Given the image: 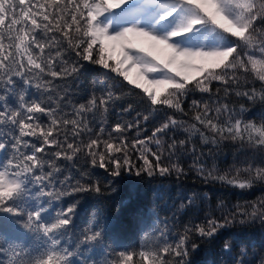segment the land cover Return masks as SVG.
I'll return each instance as SVG.
<instances>
[{
    "label": "snow or ice",
    "instance_id": "obj_1",
    "mask_svg": "<svg viewBox=\"0 0 264 264\" xmlns=\"http://www.w3.org/2000/svg\"><path fill=\"white\" fill-rule=\"evenodd\" d=\"M69 52L78 59L70 60ZM81 62L141 90L151 111L164 107L187 115L189 95L207 94V101L193 100L192 107L194 120L212 135L192 124L186 139L173 135L162 151L161 136L182 126L173 115L145 139L128 142L112 135L138 128V121L115 123L105 135L109 110L120 95L105 78L75 100L68 80L78 90ZM213 82L221 87L213 89ZM32 89L40 95H31ZM221 92L264 108V0H0V264H193L201 243L218 239L213 264H264V251L251 252L250 242L232 239L231 232L257 221L264 227V200L186 225L174 239L166 223L163 229L153 224L138 252L121 251L115 259L104 251L108 218L103 209L96 210L91 227L86 221L77 228L82 205L65 200L75 193H101L102 184L89 168L112 177L131 171L130 149L140 151L143 160L138 176L179 179L187 175L179 157L191 153L189 171L205 184L242 190L264 185V114L259 125L244 121V106L221 104ZM130 110L131 105L122 109ZM142 119L147 122L149 115ZM197 133L204 145L218 147L231 139L261 158L239 167L234 163L219 175L214 160L207 164L210 153L206 157L195 144L189 147ZM196 198L209 199L193 193L181 209Z\"/></svg>",
    "mask_w": 264,
    "mask_h": 264
},
{
    "label": "trees",
    "instance_id": "obj_2",
    "mask_svg": "<svg viewBox=\"0 0 264 264\" xmlns=\"http://www.w3.org/2000/svg\"><path fill=\"white\" fill-rule=\"evenodd\" d=\"M64 46L67 47L66 42ZM68 57L70 60L78 59L72 52L68 53ZM81 63H83V68L78 74V90L76 83L71 79L68 80V84L73 88L72 94L75 100L84 99L93 90V81L105 78H107V83L113 86L114 91L120 95V99L115 101L109 110L108 127L105 135L111 125L115 123L135 125L138 121V128L133 127L130 131L113 133L112 135L114 138L127 137L128 142L145 139L150 137L153 130L164 123L169 115H173L180 120L182 126L175 131H170L167 136H161L163 140L162 151H167V144L171 142L169 137L174 135L177 140L186 139L191 132L192 124H196L201 131L205 132V135L209 137L212 135L194 120L197 110L192 107L193 100L207 101V94L194 92L189 95L184 104L187 115L164 107H161L159 111H151L152 106L148 104L141 90L127 84L115 74L91 63ZM216 87H221V85L213 82V89ZM257 87H259L258 81ZM30 94L40 95L35 89L30 90ZM220 97L221 104L228 103L230 107L237 110L243 105L246 111L240 118L244 121L255 122L257 125L262 122L261 115L264 114V108L259 105L254 107L246 100L235 95L225 97L223 92L220 93ZM215 99L216 97L213 95V100ZM129 105H131L130 111H122V109L128 108ZM212 106L217 107L219 105L213 104ZM144 115H149L147 122L142 119ZM160 135L158 134V136ZM192 144H195L198 151L204 152L206 157L210 153L207 164L210 167L214 160L216 167L219 169V175L228 173L229 169L233 168L234 163L239 167L243 162L249 160L258 163L261 158L259 152H254L247 146L241 147L238 141L233 142L231 139L220 142L218 147L212 144L204 145L197 133L192 137L189 147ZM147 146L152 151H157L154 142H147ZM52 150L49 149V151ZM130 156L135 167L131 171L122 169L118 177H112L102 169H88L89 172L96 173L92 176L94 181L100 180L102 184L101 193H75L72 196L65 197L66 201L76 200L82 205L75 217L77 228L85 225L86 221L88 226L91 227L96 222L94 219L96 210L98 208L103 209L104 217L108 218L107 239L105 241L107 247L104 251L106 255H112L113 259L121 251L138 252L144 243L145 232L150 231L153 224L163 229L166 223L167 230L172 233L170 239H174L176 233L186 225L203 223L206 217L212 215L223 216L229 210L242 209L247 205L264 200V185L242 190L220 182L205 184L196 171H189L192 160L195 158L191 153H185L179 157L187 172V175L181 176L179 179L176 178L175 174L161 177L160 175L148 176L142 172L138 176L136 171L143 166V160L139 158L140 151L130 149ZM149 160H153L151 155H149ZM167 162V160L164 161V163ZM59 163L67 165L68 168L71 167L70 162L62 160ZM80 164L83 165V161H80ZM72 171L73 176L76 177L78 173L75 169ZM63 174L61 173V176ZM193 193L197 197L207 196L209 199L196 198L194 204L181 209V202ZM101 226L103 227V221H101ZM231 232L234 233L232 239H242L250 242L251 252L259 255L264 251V247H262L264 246V227H261L259 221L244 230L241 229L240 225H236L231 229ZM221 243L219 239L215 243H201L198 252L192 256L193 264H213L214 259H217V252Z\"/></svg>",
    "mask_w": 264,
    "mask_h": 264
}]
</instances>
